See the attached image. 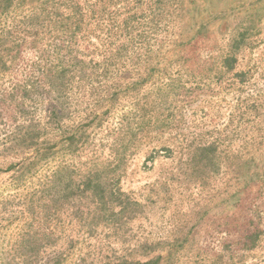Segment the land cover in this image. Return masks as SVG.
Wrapping results in <instances>:
<instances>
[{
  "label": "rangeland",
  "instance_id": "1",
  "mask_svg": "<svg viewBox=\"0 0 264 264\" xmlns=\"http://www.w3.org/2000/svg\"><path fill=\"white\" fill-rule=\"evenodd\" d=\"M0 57V264H264V0H0Z\"/></svg>",
  "mask_w": 264,
  "mask_h": 264
},
{
  "label": "trees",
  "instance_id": "2",
  "mask_svg": "<svg viewBox=\"0 0 264 264\" xmlns=\"http://www.w3.org/2000/svg\"><path fill=\"white\" fill-rule=\"evenodd\" d=\"M77 8V7H76ZM78 26V25H77ZM78 28V27H77ZM75 38V32H72V35ZM225 64L230 68H234L237 62V59L234 56H228L225 58L224 60ZM0 63H4V58L0 57ZM63 65H61L62 67ZM55 74H53L54 78L55 76H57V79H60L61 77H63L66 73V71L64 70V68L60 69V67H57L55 69ZM203 150L205 151H209L212 149V147H202ZM168 150V149H167ZM202 150V151H203ZM53 157H49L46 155V157L44 156L43 158L41 157L40 160L37 161H33L32 162V168H36L38 166V163L40 162H46V160H52ZM13 168H17V166H14ZM61 167H57V170H59ZM63 169L56 171L53 174V178L54 181H52L51 183L53 184H57L58 183V176L61 174V171ZM63 172V171H62ZM101 178H99L98 173L97 175L95 174H89L86 176V178L81 182L83 184L78 185L76 187V189L74 187H72V185H68L67 187H65L64 189H62V193H65L66 199H67V206H69L71 209L75 208V204L76 202L79 201H88V203L90 204V206L88 207L90 210L101 209L102 207L105 208H109V181L104 180V183H102ZM76 185V181L74 182ZM80 186H84L83 190L82 187ZM76 191H75V190ZM99 191H101V193H99ZM123 193H121L120 189L118 188L117 190L115 189L114 191L111 192V197L113 198V200L111 199L110 203H111V207L112 209H116L117 207L121 206L119 203V196H122ZM60 196V195H59ZM74 210V209H73ZM73 216V215H71ZM132 264V263H129ZM136 264H160L159 259H155V260H149L146 262H136Z\"/></svg>",
  "mask_w": 264,
  "mask_h": 264
}]
</instances>
